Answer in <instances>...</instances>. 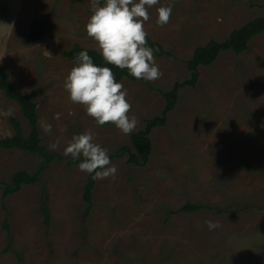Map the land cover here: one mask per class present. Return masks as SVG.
<instances>
[{
  "label": "rangeland",
  "instance_id": "obj_1",
  "mask_svg": "<svg viewBox=\"0 0 264 264\" xmlns=\"http://www.w3.org/2000/svg\"><path fill=\"white\" fill-rule=\"evenodd\" d=\"M170 2L149 9L144 24L147 36L169 52L154 54L163 75L154 82L117 81L127 90L129 115L139 120L135 131L161 114L162 92L189 79L187 61L196 47L222 41L264 15V0H174L169 23L160 27L156 7ZM47 15L42 37L30 40L31 21ZM90 15L91 0H0V25L9 26H0V65L36 101L42 143L49 149L60 141L52 153L62 154L71 136L85 130L109 154L133 149L131 134L97 125L64 89L74 63L63 50L74 44L96 49L85 31ZM10 116L27 134L19 105L0 89V137L13 133ZM42 121L51 133L43 132ZM149 136L146 163L129 164L127 149L111 159L115 178L95 180L86 215L82 194L89 174L79 162L52 160L39 181L6 197L0 184V264H264V32L240 53L222 50L200 65L195 84L179 89L166 123ZM41 161L35 153L0 148V181L9 182L19 169L34 172ZM187 200L213 209L171 212ZM206 220L220 226L209 230Z\"/></svg>",
  "mask_w": 264,
  "mask_h": 264
},
{
  "label": "clouds",
  "instance_id": "obj_2",
  "mask_svg": "<svg viewBox=\"0 0 264 264\" xmlns=\"http://www.w3.org/2000/svg\"><path fill=\"white\" fill-rule=\"evenodd\" d=\"M159 4L160 0H104L101 5V0H91V15L85 31L95 41V50L107 64L127 69L137 80L154 82L163 75L154 57L155 50L147 45L144 27L150 19L149 9ZM173 6L174 0L156 7L158 26L169 23ZM64 89L69 100L81 105L97 125L113 124L125 135L136 130L139 120L129 115L131 105L126 99L127 90L122 83L116 82L111 68L97 66L87 51L79 52L74 58V66L64 80ZM6 114L11 115V111ZM59 118L60 114H55L54 119ZM41 127L45 134L51 133L52 126L46 121L41 122ZM59 146L60 141L56 140L49 149L55 151ZM62 154L79 160V170L92 175L94 180L115 178L117 173L108 149L95 142L91 130L73 134ZM205 224L209 230L220 226L211 220H206Z\"/></svg>",
  "mask_w": 264,
  "mask_h": 264
},
{
  "label": "trees",
  "instance_id": "obj_3",
  "mask_svg": "<svg viewBox=\"0 0 264 264\" xmlns=\"http://www.w3.org/2000/svg\"><path fill=\"white\" fill-rule=\"evenodd\" d=\"M104 0H101L103 2ZM48 16L43 18H35L31 21L27 37L32 41H38L44 32V28L47 24ZM264 32V15L257 16L251 20L246 21L244 24L240 25L231 30L228 37L222 41H217L215 39H210L202 46L196 47L191 58L187 61V68L190 71V77L187 81L184 82H175L171 89L162 92L165 104L160 115L154 116L146 120L145 126L143 129L132 132L130 135L131 149L126 147H120L118 153H110V160L114 157L124 154L125 150L127 151V162L129 164L141 165L147 162L149 155L152 151V144L150 140L149 133L155 126H161L166 123L167 114L173 109L176 104L179 89L185 85H194L198 77V67L200 65H209L211 64L219 55L222 50H232L235 53H240L248 47L250 39L258 34ZM147 45L153 48L154 54L164 55L169 54L166 52L157 41L152 40L150 37H146ZM81 51H87L88 55L93 59V62L97 66H106L111 68L114 73L116 82L126 77L130 80H137L132 75L129 74L127 69H119L114 65L107 64L99 52L94 48L83 47L79 44H74L72 47L64 49L63 55L68 57L73 63L74 58ZM143 80V79H141ZM145 81V80H143ZM147 82V81H145ZM0 89L4 94L14 100L20 107L21 113L27 120L29 127L28 133H24L23 126L21 121L14 117H9V122L13 127V133L4 137H0V148L4 149H21L31 153L38 154L42 161L40 165L36 168L34 172H29L25 169H19L12 173L9 182H1L0 184L4 185L3 188V197H6L8 194L17 191L21 185L30 184L40 179V173L42 170L55 159H61L65 157L67 161L72 163H78L79 160H73L71 156H64L61 153H52L43 143L40 136V130L38 126V113H37V103L32 98L30 93H24L17 89L12 83L8 71L0 65ZM95 121V120H94ZM96 122V121H95ZM113 125V124H105ZM95 187V180L92 178V175H88L86 179L84 189H83V200L85 201V215L91 210L92 207V191ZM202 208L213 209L210 205H204L195 201L187 200L177 209L172 210L171 212H195L199 211ZM40 210L43 215L44 223L48 226L50 221V213L46 201L41 199ZM220 211V209H217ZM4 226L8 230V223L4 220Z\"/></svg>",
  "mask_w": 264,
  "mask_h": 264
}]
</instances>
